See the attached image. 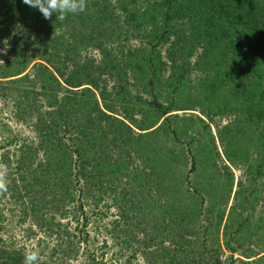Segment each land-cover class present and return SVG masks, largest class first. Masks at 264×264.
<instances>
[{"label":"rangeland","instance_id":"374dc122","mask_svg":"<svg viewBox=\"0 0 264 264\" xmlns=\"http://www.w3.org/2000/svg\"><path fill=\"white\" fill-rule=\"evenodd\" d=\"M8 5L10 13L29 12L24 20L11 18L8 19L11 22H6L8 13L6 19L0 17V164L7 168L8 182L7 191L0 193V253H9L8 256L2 253V257L24 264L26 253L34 250L40 256L37 264H215L216 260V264H240L239 260L250 261L238 252L230 253L224 241L234 249L238 244L255 245L256 236L264 237L262 194L253 192L247 195L264 181V175L259 177L240 162L236 166L231 165L223 154L227 146L219 139L218 131L222 127L236 131L241 126L237 118L227 114L207 119L197 109L180 110L182 102L186 104L185 95L191 96L193 92V87H190L200 79L199 73L193 69L187 72V76L185 73L179 83L174 77L176 75L172 76L176 72L166 68L161 73V88L157 87L154 93L147 87L148 94L142 92L144 88L137 80L140 75L138 70L134 75L137 79L127 77L117 82V86L121 87L117 95H124L125 98L127 94L133 96L132 104L137 109L146 99L154 101V98V103L163 108L173 105V110L160 116L149 130L138 131L124 119L121 100L117 104L111 103L114 109L112 115L126 123L137 135L162 128L164 124H175L179 142L174 152L177 154L180 149L183 156L178 155L183 161L175 167H164L161 186L157 188L160 177L156 178L148 166L138 163L133 153L129 155L130 159L124 157L128 162L126 173L130 177L126 179L125 171L119 174L117 169L122 170V144L118 140L112 143L108 137L104 140L103 153L99 158L105 179L101 189L94 181L87 187L89 191L81 195L79 191L85 190V180L77 176L78 183H75L76 180L71 183L72 193L64 201L60 199L56 187L59 170H48L47 156L49 151L54 150L57 140L72 147L74 133L70 134L66 127L52 125L45 133L39 134L34 130L36 117L44 115L47 108L43 89L33 82V74L37 65L45 66L56 75L63 88L62 78L57 77L53 68L47 67L44 58L49 59L64 77L72 72L74 66L68 58L69 53L73 54L77 63H92L96 67L101 61L100 54L95 48L87 46V39L84 38L90 35L95 38L94 17L91 20L86 18L87 24L77 26L73 34L68 32L70 36L62 30L47 32L51 21L44 19L37 9L22 2H18L19 6ZM136 7L137 18L144 16L148 21L153 7L146 3H139ZM93 11L95 8H92ZM5 22L7 26H4ZM38 27L39 33L35 30ZM148 29L146 27L147 34ZM108 30L109 39L106 36L99 39L102 47L109 50L118 63L127 50L134 53L143 46L151 48L146 39L139 41L122 23L116 22ZM7 39L9 44L5 42ZM79 41L85 45H76ZM16 43L20 48L24 46L26 56L33 55L35 45L40 51L29 63H22L21 74L4 77L1 70L14 58L18 49ZM69 43L77 46L78 52H69L64 48ZM53 46L57 50L53 51ZM168 47V43L154 47L166 65ZM65 51H68L67 54ZM197 54L198 50H195L189 59L190 65L195 62ZM170 77L173 78L171 87ZM108 79V75L101 76L98 84L112 96L116 89L113 81ZM80 88L71 89L72 93H77ZM134 97H139V101ZM142 107L147 117L143 120L144 124H148L153 118H150L151 109L144 104ZM169 117V121L166 120ZM141 119L143 117L138 113L134 116L137 123ZM156 134L155 138H147L149 143L156 141L157 150L171 152L173 148L167 134L161 129ZM71 159L74 160V156ZM59 160L62 165L61 158ZM191 164L195 167L192 172L189 170ZM76 167L77 164L71 162L73 173ZM252 178L254 182L250 185ZM188 207L197 212V217H189L185 211ZM218 219L219 223L213 225ZM224 228L226 237H223ZM249 231L255 235H252L251 242H241V237ZM211 245L216 252H211Z\"/></svg>","mask_w":264,"mask_h":264},{"label":"trees","instance_id":"16d2710c","mask_svg":"<svg viewBox=\"0 0 264 264\" xmlns=\"http://www.w3.org/2000/svg\"><path fill=\"white\" fill-rule=\"evenodd\" d=\"M8 1L13 7L19 6L18 2H22V0ZM139 3H146L153 7L148 14V21L144 16L137 18L136 5ZM8 4L5 0H0V17L6 19L5 16L8 13L10 18L7 17L6 22H11L8 20L11 18V20L14 18L24 20L29 10L10 13ZM92 8H95L93 13ZM117 10L119 15H117ZM92 16L94 17L92 21L95 25V38L91 35L84 38L87 39L86 45L95 48L100 54L101 61L96 67L92 63H77L76 58L74 61L73 54L69 53L68 58L74 62V66L72 72L64 77L49 59L44 58L43 61L46 62L47 67L53 68L57 77L62 78L65 85L63 88L56 75L45 66L37 65L33 74V82L43 89L42 95L47 108L44 115L36 117L34 130L39 134L45 133L46 130L51 129L52 125L56 128L65 129L66 127L70 134L74 133L72 147H67L57 140L53 146L54 150L49 151L47 156L48 170L52 172L59 170V176H56L58 179L56 187L62 201L72 193L71 183L72 180L78 183L77 176L85 180L83 186L85 190L79 191L81 195L84 196V193L89 191L87 187L94 181L99 184L98 189H101V183L105 179L99 158L103 153L104 140L108 137L112 143H117L118 140V143L122 144L120 147L123 155L120 165L122 170L115 168L119 174L125 171L126 179L130 175L126 173L128 162L124 157L130 159L129 155L131 156L132 153L138 163L148 166L156 178L160 177L157 188L161 184L166 166L178 165V162L183 161L181 158L183 152L180 149H178L179 153L174 152L179 142L175 124L173 126L164 124L162 128L137 135L126 123L112 115L114 109L111 103L116 102L117 104V101L121 100L119 104L124 112V119L135 129L143 132L151 129L150 127L160 116L173 110V105L163 108L158 103H154L156 98L154 101L146 99L142 103L151 109L150 118H153L148 124H144L143 120L147 117L142 109L143 104L137 109L132 104L133 96L130 97V94H127L125 98L124 95H117V90L121 91L117 82L120 83L127 77L137 79L134 77L136 70L140 74L137 80L142 84L141 87L144 88L142 92L145 94H148L146 87L152 93L157 87L161 88L163 81L161 73L166 68L176 72L172 76L176 75L174 77L179 83L182 82L185 73L187 76V72L192 69L198 72L200 79L190 87V89L193 87L192 97L185 95L186 104L182 102L180 110L197 109L207 119L211 116L227 114L237 118L241 126L236 131L232 132L230 127H222L218 131L219 139H222L227 146V149L224 147L223 154L231 165L236 166L240 162L249 170H254L259 177L264 175V0H90L83 13L69 14L63 21L56 20L53 15L49 20L51 22L48 23L49 28L46 29L49 33L62 30L72 36L68 32L73 34L77 26L87 24L86 18L91 20ZM6 22L4 26H7ZM116 22L126 25L139 41L146 39L147 45L150 44L151 48L147 49L143 46L134 53L127 50L118 63L111 56V52L102 47L99 39L104 36L109 39L108 28ZM146 27H149L148 34L145 33ZM35 30L40 32L39 27ZM42 38L40 34V39ZM5 42L10 43L9 39ZM167 43L169 47L165 55L168 65L161 61L158 50L154 48ZM16 45L18 49L14 53V58L1 70L4 77L21 74L22 63L24 61L29 63L34 54L40 51L35 45V49L32 50L33 55L26 56L23 53L26 50L24 46L20 48L19 44L16 43ZM76 45L85 44L79 41ZM65 47L69 52H78L77 46H73V43L65 44ZM51 48L53 51L57 50L54 46ZM195 50H198V54L195 62L190 65L189 59ZM67 52L65 51L66 54ZM107 75L110 78L108 80L113 81L114 89H116L115 95L112 96L105 91V87L101 88L98 84L101 76ZM170 78L168 79L171 87L173 78ZM79 87L81 88L77 93H72L71 89ZM175 89L180 92L178 87ZM167 95L170 97V92ZM134 98L139 101L137 99L139 97ZM159 109L161 110L158 111ZM137 113L142 115L143 122L134 121ZM169 119L170 117L166 120L169 121ZM197 120L202 123V120ZM168 128H170L169 131ZM160 129L168 136L170 147L173 148L171 152L157 150L158 143L156 141L149 143L150 140H147V138H155ZM178 154L182 156L179 157ZM72 156L74 160L71 159ZM60 158L62 165L59 164ZM71 162L77 164L74 173L71 169ZM189 170L191 172L195 170L194 164H191ZM112 171L110 170L109 173ZM253 182L252 178L249 184L252 185ZM172 185L175 186V184ZM257 186L258 188L248 192L247 195L253 192L261 193V198L264 200V181ZM176 188L179 190V186ZM185 211L189 217L198 215L190 207ZM219 221L220 219L213 225L216 226ZM226 234V228H224L223 237H226ZM252 235L250 231L245 233L241 237V242H251V238L255 236ZM224 245L230 253L238 252L246 260L250 259L246 262L239 260L240 264H264L263 236H256L255 245L238 244L234 249L228 247L226 241ZM211 246H213L211 252H216L214 245ZM2 253L6 252L0 253V264H16L15 260L9 257L4 259ZM8 255L9 253H6V256Z\"/></svg>","mask_w":264,"mask_h":264},{"label":"clouds","instance_id":"9594fccd","mask_svg":"<svg viewBox=\"0 0 264 264\" xmlns=\"http://www.w3.org/2000/svg\"><path fill=\"white\" fill-rule=\"evenodd\" d=\"M32 8L37 9L44 19L49 20L55 15L56 20L63 21L69 14L83 13L87 7V0H22ZM7 168L0 164V193L7 191ZM39 252L29 250L24 257V264H37Z\"/></svg>","mask_w":264,"mask_h":264}]
</instances>
